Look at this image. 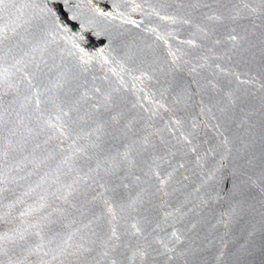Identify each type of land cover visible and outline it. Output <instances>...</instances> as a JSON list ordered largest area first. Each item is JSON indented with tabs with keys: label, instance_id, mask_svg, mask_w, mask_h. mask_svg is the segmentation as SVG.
<instances>
[{
	"label": "water",
	"instance_id": "1",
	"mask_svg": "<svg viewBox=\"0 0 264 264\" xmlns=\"http://www.w3.org/2000/svg\"><path fill=\"white\" fill-rule=\"evenodd\" d=\"M0 264H264V0H0Z\"/></svg>",
	"mask_w": 264,
	"mask_h": 264
}]
</instances>
